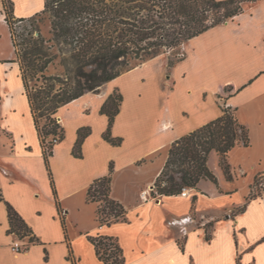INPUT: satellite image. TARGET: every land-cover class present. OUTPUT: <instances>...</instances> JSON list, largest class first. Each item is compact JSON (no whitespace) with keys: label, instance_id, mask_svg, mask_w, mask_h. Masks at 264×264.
I'll list each match as a JSON object with an SVG mask.
<instances>
[{"label":"crops","instance_id":"0c3cea01","mask_svg":"<svg viewBox=\"0 0 264 264\" xmlns=\"http://www.w3.org/2000/svg\"><path fill=\"white\" fill-rule=\"evenodd\" d=\"M12 1L14 17L22 18L37 10L33 1L44 0ZM242 7L189 39L172 67L156 56L62 105L56 117L64 138L47 169L21 80L12 76L14 50L0 0V264H102L87 234L115 237L125 264H264V191L245 201L255 174L264 171V0ZM114 90L122 100L110 131L119 145L103 138L108 117L100 112ZM223 106L235 110L250 139L228 152L233 178L226 179L212 151L216 184L201 179L186 195L142 196L151 192L171 143L220 116ZM81 127L90 132L76 157ZM108 174L126 220L100 225L97 203L86 193ZM6 202L36 242L8 232ZM15 240L24 249L13 250Z\"/></svg>","mask_w":264,"mask_h":264},{"label":"trees","instance_id":"16d2710c","mask_svg":"<svg viewBox=\"0 0 264 264\" xmlns=\"http://www.w3.org/2000/svg\"><path fill=\"white\" fill-rule=\"evenodd\" d=\"M244 1L256 0H44L42 8L27 17L28 28H14L13 1L1 0L14 50V59L47 169L53 147L64 138L58 121V109L86 92L100 87L122 73L162 53H179L168 63L172 67L184 57L180 48L192 37L242 12ZM48 21L44 34L39 22ZM53 67V73L49 68ZM122 95L114 90L100 112L108 117L103 138L113 145L120 137L111 135V126L119 111ZM88 127L77 131L72 153L81 156V144ZM250 143L247 127L235 110L222 107L215 119L175 139L156 177L151 197L178 195L182 189L196 188L201 179L217 183L208 166L210 152L218 155V164L231 180L228 152L236 145ZM112 171V164L109 166ZM53 183V181H51ZM111 175L93 180L86 199L96 202L100 225L126 220L123 205L111 196ZM264 191V171L255 174L245 201ZM0 200H2L0 195ZM196 196L192 197L191 212ZM245 207L234 208L240 212ZM9 233L36 242L32 230L14 207L6 202ZM102 264H125L118 240L110 235H86ZM206 238L210 231L206 230ZM239 264V263H238Z\"/></svg>","mask_w":264,"mask_h":264},{"label":"rangeland","instance_id":"374dc122","mask_svg":"<svg viewBox=\"0 0 264 264\" xmlns=\"http://www.w3.org/2000/svg\"><path fill=\"white\" fill-rule=\"evenodd\" d=\"M250 4L251 3V1H244L243 3H242V6H243V4ZM43 6V1H33V6H32V9H37L36 11H35V13L36 12H38L39 11V9L41 8V7ZM35 13H33V14H35ZM33 14H31L30 16H32ZM29 17V16H28ZM22 18H24L23 20H21V21H17V22H15V24H14V28L15 29H18V30H20V29H22V28H28L29 27V22H30V20L27 18V17H22ZM39 26H40V28H41V31L44 33V34H46L47 33V30H48V21L47 20H43V21H41V22H39ZM179 52H181V53H183V52H185L184 51V48H183V46L180 48V50H179ZM179 55V53H176V52H166V53H162V54H160V55H158L159 56V60L160 59H162V60H165L167 63L172 59H174L176 56H178ZM145 62V61H144ZM143 63V62H142ZM142 63H140V64H142ZM139 64V65H140ZM13 67V70H12V76L14 77V78H17L18 80H19V75H18V70H17V67H16V64L15 65H13L12 66ZM10 68V66H7V70ZM10 69H12V68H10ZM6 70V71H7ZM49 72L50 73H53V72H55L54 71V68L53 67H50L49 68ZM213 160H212V165L216 168L218 165H217V161H216V157H215V154H213Z\"/></svg>","mask_w":264,"mask_h":264},{"label":"built area","instance_id":"2783aa9c","mask_svg":"<svg viewBox=\"0 0 264 264\" xmlns=\"http://www.w3.org/2000/svg\"><path fill=\"white\" fill-rule=\"evenodd\" d=\"M186 192H187V188H183L182 191H181V195H186ZM142 196L144 197H151V194L148 193L147 191H143L142 192ZM12 249L15 250V251H20L22 249H24V247L20 244V242L18 240H15L13 243H12Z\"/></svg>","mask_w":264,"mask_h":264}]
</instances>
